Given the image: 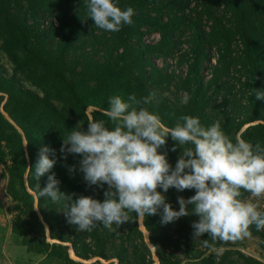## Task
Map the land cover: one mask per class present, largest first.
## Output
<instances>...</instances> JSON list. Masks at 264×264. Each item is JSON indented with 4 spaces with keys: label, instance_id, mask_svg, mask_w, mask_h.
I'll list each match as a JSON object with an SVG mask.
<instances>
[{
    "label": "trees",
    "instance_id": "16d2710c",
    "mask_svg": "<svg viewBox=\"0 0 264 264\" xmlns=\"http://www.w3.org/2000/svg\"><path fill=\"white\" fill-rule=\"evenodd\" d=\"M26 1V2H25ZM158 0H114L117 6L122 9L132 7L134 9L133 23L125 25L119 32H114V45L110 46L109 38H96L95 42L100 48L106 49L109 56L102 62L95 65L93 62L84 63L80 70V80L77 82L74 77L69 79L67 74H72L74 65L85 62L89 56L76 52L77 49H82V45L78 42V26L81 18L92 19L89 17L87 9V0H78L79 16L78 19L71 23L70 17L67 15L65 9L62 11V16L59 19L60 33L59 40L56 41L58 45L55 49L47 47L45 41V32L39 30L36 23L37 13L42 8L53 9L66 0H0V7L3 11V16L7 21V41L15 46L19 44L17 52H10V57L16 66L23 72H35L39 69L48 79L55 80V82H62L67 92V106L68 111L63 114L60 113L55 106L51 105L47 98H38L26 90H15L12 93L16 94L19 100V109L24 112L23 121H19V125L23 131L25 140L27 141V156L30 162L28 171L29 187L37 195V204L41 214L48 224L49 235L52 239L60 241H70L68 237L55 230V226L51 221L57 219L51 207V199L41 197L39 189L36 187L37 181L34 179L35 165L39 158L40 149L48 146L56 150V155L51 156L57 159L54 168L43 177L40 178L39 184L41 189L46 186L48 176L55 173L56 178L60 181L59 187L62 192L71 194L72 191L80 192V196H91L94 199L103 201L105 199L104 191L107 185L103 188L99 186H89L83 178V173L79 172V161L81 157L75 154H69L67 160L63 159V155L57 152L61 148L63 138L70 134L72 129L77 128L74 118H78L82 123V130H87L88 117L85 114V107L93 103L91 96L93 90L97 91L99 100L96 104L104 109L109 107V98L112 96H121L125 101L132 94H135L138 99L144 96H150L154 92V87L167 89L174 95L171 97H162L159 102H153L149 105H144L149 111L159 116L162 123L167 127H174L183 115H190L198 117L201 124L205 127L211 126L213 123L219 121L222 129L230 137L234 139L235 135L247 123L256 120H264V100H257L255 97V89L264 90V24L261 20L255 19L254 14L264 16V0H224L233 9V25L234 30L230 28L222 29L220 40L223 43L219 48L218 66L214 68L212 76L208 80H203L199 74V68L204 55L202 35L198 34V40L195 42V49L193 51V61L190 65V71L185 77L174 76L169 74L164 68L158 67L153 61L154 57H162L170 55L174 50V42L171 35L184 24L187 16L184 14L190 9L192 0H167L166 4L170 12L166 20H163L162 15L154 13L147 9V7ZM25 4L26 9L21 10L22 4ZM19 8V9H18ZM31 19V22H28ZM71 23V27L67 24ZM146 27L147 32H156L160 35L159 41L154 44L139 43V36L141 34V27ZM5 30L0 32V36H4ZM49 32V31H48ZM235 34L239 35L242 43V54L238 58L229 57L231 40ZM136 38L133 44L130 41ZM48 48V49H46ZM120 49V51H117ZM98 49H95L97 51ZM20 52L37 54L38 59L21 58L18 55ZM46 52L45 59L41 54ZM36 62L37 67L33 64ZM234 64L239 68L241 75L236 78L239 83L230 84L228 81L222 80V77L229 73V67ZM237 64V65H236ZM92 70L93 79L96 82V88L87 87L83 82L86 70ZM83 77V80H82ZM240 77H243L241 81ZM1 81V79H0ZM174 85L175 89L170 86ZM183 92L185 95L179 94ZM47 92V91H45ZM188 99L184 101V97ZM220 100L217 102V98ZM245 97L247 103L243 105L240 101ZM35 101L44 104L47 112L56 113L55 116L29 115L32 111V105ZM5 110L15 120L18 119L6 108ZM105 111L94 110L91 112V118L95 120H104L106 126L110 129L112 127L111 121L104 114ZM182 123V121H179ZM10 130V133H7ZM0 137L5 138L8 142L9 154L14 160H21L22 170L26 166V155L23 147V139L21 133L10 124L0 112ZM241 137L250 141L255 145L259 143L264 147V124L261 122L247 126L241 133ZM176 142L169 136L167 144L161 148V152H167V158L172 168L174 169L179 157L182 154L180 147L176 151H171ZM1 159V157H0ZM76 165L77 171L72 173L68 166ZM187 171V170H186ZM4 177L0 173V199L6 200L7 196L2 192L4 186ZM158 191L163 193L162 188ZM26 195L32 204L33 196L28 193ZM196 190L178 191L175 188H170L166 193H163L167 198V202L171 203L173 207H179L177 202L178 197L188 199L195 195ZM241 199H245L250 193L241 190ZM79 196V197H80ZM193 206L189 205V209ZM50 217H48V211ZM31 213L34 217V222L37 224L39 231L43 232V227L36 216L35 211L31 208ZM129 221L123 223L128 228H133L131 233L136 234L139 239L142 235L136 226V214L129 212ZM144 224L148 229L150 242L155 246V254L158 257L160 264H179L178 261L166 252V249L171 247L173 250H179L180 245L178 241L171 240L163 223L157 214L146 216ZM191 222L198 221L199 217L196 215H189ZM191 223V224H192ZM32 225L29 221L22 219H14L12 221V232L17 235L25 236L27 231L32 230ZM123 228V227H121ZM105 228H102V230ZM129 229V228H128ZM122 232V230H120ZM253 235H260L261 230L257 231L253 225L250 228ZM94 238L96 250L87 249V244L83 243L81 239L75 238L71 240L74 253L81 258H87L90 255H99L102 258H108L104 250L107 249V239L109 235L106 230L102 231L95 223V227L91 232ZM102 233V236H100ZM122 235V234H121ZM205 240L208 241L210 247L204 246V250L199 252L195 258L201 259L205 264H212L214 262L213 255L203 254L213 247L220 246L219 239L213 241L209 234H204ZM128 237V236H126ZM121 238V237H120ZM121 240L119 250L123 249V241ZM29 246L32 251H44L45 257L50 263L54 264H84L77 262L68 257L64 245L52 242L48 243L41 239L39 243L22 241ZM144 250L148 249L142 241ZM95 252V253H94ZM121 259V253L118 251L114 255ZM149 262V261H147ZM92 264H105L101 261H96ZM142 264H145L144 262Z\"/></svg>",
    "mask_w": 264,
    "mask_h": 264
},
{
    "label": "clouds",
    "instance_id": "9594fccd",
    "mask_svg": "<svg viewBox=\"0 0 264 264\" xmlns=\"http://www.w3.org/2000/svg\"><path fill=\"white\" fill-rule=\"evenodd\" d=\"M89 17L95 26L119 32L133 23L134 9H122L114 0H87ZM154 95V94H153ZM257 100H264V90L255 89ZM187 96L184 97L186 102ZM152 96L140 99L135 94L125 101L121 96L109 98L104 120L89 118L87 130L72 129L63 138L60 153L66 161L69 154L79 155V172L91 186L103 188L105 199L67 194L60 190L55 173L48 176L41 189L39 181L57 163L56 150L40 149L34 179L41 197L59 205L63 202L69 223L78 231H91L96 222L106 228L129 221V212L137 217L157 214L162 209V221L174 222L181 217L196 215L192 223L197 239L209 234L211 240L236 241L251 235L250 228L264 229V211L253 198L264 197V147L253 145L237 133L230 137L219 121L205 127L198 117L183 115L174 127H167L158 115L149 111ZM171 137L182 154L173 169L167 152L161 148ZM51 154V156H50ZM75 173L77 166H68ZM32 170L31 168H29ZM187 170V171H186ZM170 188L178 191L195 189L192 197H178L179 210H174L165 195ZM241 190L251 198L241 199ZM189 205L193 207L189 209ZM204 246L210 247L207 240Z\"/></svg>",
    "mask_w": 264,
    "mask_h": 264
},
{
    "label": "rangeland",
    "instance_id": "374dc122",
    "mask_svg": "<svg viewBox=\"0 0 264 264\" xmlns=\"http://www.w3.org/2000/svg\"><path fill=\"white\" fill-rule=\"evenodd\" d=\"M66 3L55 6L53 9L42 8L43 10L37 13L36 23L39 26V30L45 32V41L47 47L55 49L59 40L60 33V22L59 19L62 16V11L65 9L67 15L70 17L71 23L77 20L79 14V3L78 0H66ZM167 0H158L151 3L147 9H149L152 14L159 13L162 15L163 20H166L168 13L170 12L166 4ZM246 1V0H242ZM26 2V1H25ZM21 10H25L26 6L23 2ZM19 9V8H18ZM187 16L184 24L176 30L174 34L171 35V39L174 42L175 50L165 58L154 57L153 61L158 67L164 68L169 74L174 76L185 77L190 71V65L193 61V51L195 49V42L198 40V34L202 35L203 50L204 55L202 56V61L199 68V74L203 80H208L214 71V68L218 66L219 48L223 43L221 38L222 29L230 28L229 30H234L236 27L233 25V9L226 4L224 0H192L190 9L184 13ZM258 21L261 20L264 24V16L259 14H254L253 16ZM31 22V19H28ZM78 26V42L82 45V49H77L76 52H82L86 54L89 58L81 64L74 65L73 73L70 75L66 72L67 77L74 79L79 82L80 80V70L84 63L93 62L95 65L102 63L108 56L109 53L106 49L100 48V46L95 42L96 38H109L110 46L114 45V32H109L100 29L95 26L93 19L81 18ZM71 23L67 24V27H71ZM7 21L3 16V11L0 7V32L4 31L5 37L0 36V112L4 118L12 124L15 129H17L23 139V147L26 155V166L22 170L21 160H14L9 154L8 142L5 138L0 137V167L1 174L4 177V189L7 196L6 201L2 204L4 207V215L11 222L14 219H22L29 221L32 225V230L27 231L25 236H20L14 232L10 235V247L9 251L12 256V260H19V264H54L50 263L45 257L44 251H30L27 244H23L22 241L33 243H39L42 238L48 243L57 242L65 246L68 257L74 261L82 262L84 264H92L96 261H101L105 264H160L158 257L155 254V246L150 242V233L144 224L145 217L136 216V226L142 235V239L131 233L133 228L131 226L126 228L122 225H112V229L106 228L101 222H96L98 228L102 231L106 230V234L109 235L107 239V249L104 250L108 258H102L99 255H90L87 258L78 257L72 248L71 240L76 237L81 239L83 243L87 244V249L96 250L94 238L92 237L91 231H78L76 225L70 224L68 217L64 213L63 202L59 205L51 201V207L54 213L57 215L55 221H51L55 230L59 233H63L68 237L70 241H60L57 239H52L49 235L48 224L43 218L41 211L37 204V195L29 187L28 184V171L30 168L29 158L27 156V141L25 140L23 131L19 125V121H23L24 112L20 111L19 100L16 94L12 92L19 90H26L36 95L38 98H47L51 105L60 112L64 113L68 111L66 88L62 82H55V80L48 79L39 69L35 72L23 73L13 62L10 57V52H17L19 49V44L17 46L13 45L11 41H7L6 29ZM226 27H224V26ZM141 34L139 36V43L144 44H154L160 39V35L156 32H147L146 27H141ZM49 31V32H48ZM136 38H133L130 43L133 44ZM48 49V48H46ZM95 49H98L95 51ZM117 51H120L118 49ZM242 54V43L238 34H235L231 40L229 57L238 58ZM21 58H33L38 59L37 54L34 53H24L23 55L18 52ZM42 58L45 59L46 52L41 54ZM237 65V64H236ZM37 67L36 62L33 64ZM237 67L232 64L229 67V73L222 77V80L228 81L230 84L236 83L238 87L239 83L236 81L241 73L238 71ZM83 83L87 87L96 88V82L92 76V70L88 68L86 70ZM241 81L243 77H240ZM171 89H175L174 85L170 86ZM47 91V92H45ZM154 94V95H153ZM179 94L185 95L183 92ZM152 96L153 102H159L162 97H171L174 99V95L170 93L165 88L154 87V92L150 94ZM91 99L93 103L88 104L85 107V114L88 119L91 117V112L94 110L106 111V109L99 107L96 102L100 101L97 91L93 90ZM220 100V96L217 98V102ZM241 103L245 105L247 100L245 97L240 99ZM18 119L15 121L9 113L5 110V107ZM2 108V110H1ZM32 111L26 116L36 115L45 116L48 114L50 117L55 116L56 113L47 112L44 104L34 100L32 105ZM76 125H81V121L78 118H74ZM261 122L264 124V120H256L251 123L243 125L239 130V134L243 130L251 125ZM7 130V133H10ZM60 149H58L59 155H61ZM33 196L32 204H30L26 192ZM71 194L74 195V199H78L80 192L72 191ZM251 198L249 194L245 199ZM254 203L259 204V210L264 211V197L253 198ZM33 209L40 221L43 232L39 231L37 224L34 222L33 214L30 209ZM174 210H179V207H173ZM49 210L48 217H50ZM160 221L163 223L166 231L168 232L171 240L178 241L180 245L179 250H173L168 246L166 252L169 253L174 260L178 261L179 264H205L201 259L202 257L195 258L199 252L204 250L205 237L195 238L193 233L194 229L192 227V222L189 216L181 217L180 219L164 223L162 221V209L157 212ZM150 217V216H149ZM123 227V228H121ZM102 228H105L102 230ZM122 230V232L120 231ZM260 235L251 234L248 237L239 239L236 241H221L220 246L213 247L207 250L203 256L209 254L213 255L214 262L212 264H264V229L261 230ZM122 234V235H121ZM102 236V233L101 235ZM128 236V237H126ZM121 237V238H120ZM127 238V241H123V249L119 250V245L121 240ZM146 245L148 252L144 250L142 243ZM120 251L121 259L115 257L114 255ZM95 253V252H94ZM149 261V262H147Z\"/></svg>",
    "mask_w": 264,
    "mask_h": 264
},
{
    "label": "crops",
    "instance_id": "0c3cea01",
    "mask_svg": "<svg viewBox=\"0 0 264 264\" xmlns=\"http://www.w3.org/2000/svg\"><path fill=\"white\" fill-rule=\"evenodd\" d=\"M0 173H1V167H0ZM2 175V174H1ZM2 192L5 194L4 186L2 188ZM6 200L0 199V264H19V260H12V256L9 251L10 247V235L12 233L11 229V222L3 218L4 215V207L2 204Z\"/></svg>",
    "mask_w": 264,
    "mask_h": 264
},
{
    "label": "water",
    "instance_id": "95a60500",
    "mask_svg": "<svg viewBox=\"0 0 264 264\" xmlns=\"http://www.w3.org/2000/svg\"><path fill=\"white\" fill-rule=\"evenodd\" d=\"M1 110H2V108H1Z\"/></svg>",
    "mask_w": 264,
    "mask_h": 264
}]
</instances>
